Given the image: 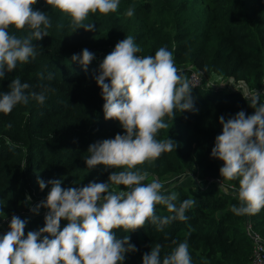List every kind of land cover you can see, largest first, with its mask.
I'll return each mask as SVG.
<instances>
[{"label":"trees","instance_id":"trees-1","mask_svg":"<svg viewBox=\"0 0 264 264\" xmlns=\"http://www.w3.org/2000/svg\"><path fill=\"white\" fill-rule=\"evenodd\" d=\"M132 5L135 11L129 17L125 13ZM33 8L50 17L49 36L33 38L36 57L0 80V92L19 78L29 83V93L47 89V99L40 105L30 97L27 105L0 113V224L13 215L26 219L25 236L44 226L47 210L33 214L25 204L27 196L32 206L47 197L51 186L41 190L38 179H60L63 188L108 181L115 169H89L84 160L90 156V144L124 134V129L117 120H105V101L94 77L117 42L132 36L141 49L137 55H154L165 47L186 79L193 65L205 84L192 86L193 111L176 110L173 121L164 117L169 127L160 130L157 139L168 136L177 142L176 150L136 169L148 173L145 183L157 179L165 183L166 195L175 192L177 206L194 199L185 213L188 219L174 220L162 231L152 224L129 232L115 229L118 239L128 236L138 249L126 253L123 264H142L143 254L157 244L163 258L184 241L192 264H251V234L264 240V209L255 215L232 211L240 203L239 181L220 176L223 161L211 158V150L222 132L221 115L228 119L241 110L253 114L249 105L255 91L262 93L264 103V0H120L116 12L89 15L85 23H94L93 31L76 30L68 14L45 0H37ZM9 31L18 37L32 32L27 26ZM85 48L95 56L87 70L71 59ZM224 81L228 87L214 88ZM177 175L184 177L166 183ZM156 213L173 215L165 205H157ZM67 223L61 220V230Z\"/></svg>","mask_w":264,"mask_h":264},{"label":"clouds","instance_id":"clouds-1","mask_svg":"<svg viewBox=\"0 0 264 264\" xmlns=\"http://www.w3.org/2000/svg\"><path fill=\"white\" fill-rule=\"evenodd\" d=\"M46 5L68 14L76 30H95L94 23H85L90 14L107 15L116 12L120 0H45ZM37 0H0V80L13 72L18 64H27L37 55L38 45L33 38L42 40L52 27L44 11L34 10ZM135 5L126 15L131 17ZM32 30L27 37L11 34L10 27ZM141 49L132 36L117 42L99 65L95 76L101 89L105 120H117L124 134L96 141L89 145L90 156L84 161L89 169L98 165L112 168L107 182H89L82 187L63 188L60 179L45 182L38 179L41 190L50 185L47 197L31 205L25 204L33 214L47 209L44 226L29 231L25 236L26 219L13 215L9 231L0 238V264H123L126 253L138 249L130 237L118 239L115 229L125 232L155 225L158 231L174 220L186 221V211L195 203L186 199L179 206L175 192L165 194L163 183L157 179L145 183L146 171L138 165L158 159L163 153L176 150L177 142L167 136L157 139L158 133L169 126L164 117L172 121L175 112L194 110L192 86L176 67L173 53L165 47L154 55H137ZM95 58L83 49L71 59L87 70ZM42 75V74H41ZM51 78V77H49ZM108 81V82H106ZM29 83L13 79L7 92H0V113L10 114L17 105H27L30 97L43 105L47 96L27 90ZM262 93L251 94L254 111L246 115L241 110L225 119L219 117L221 134L215 138L211 158L223 161L220 176L239 181V206H233L237 215H255L264 209V103ZM116 169H121L116 171ZM124 189L121 190L120 186ZM157 205H165L170 216H159ZM61 220L68 221L61 230ZM142 264H192L187 241L179 243L170 254L161 258V245L157 244L142 257Z\"/></svg>","mask_w":264,"mask_h":264},{"label":"built area","instance_id":"built-area-1","mask_svg":"<svg viewBox=\"0 0 264 264\" xmlns=\"http://www.w3.org/2000/svg\"><path fill=\"white\" fill-rule=\"evenodd\" d=\"M190 69V74H189V82L191 84V86H201L205 84V80L203 75L201 74L200 71H198L193 65H190L188 67ZM214 86V85H212ZM220 87H228L227 82H221V84H219L218 86H214V88H220ZM229 189H232V186L228 187ZM227 188V189H228ZM10 220L5 221L4 224H0V238H2V236L4 234L7 233V231H9V223ZM253 240H254V251H253V258H252V263L251 264H264V240L262 239V237L260 236V234L253 232L251 234Z\"/></svg>","mask_w":264,"mask_h":264},{"label":"rangeland","instance_id":"rangeland-1","mask_svg":"<svg viewBox=\"0 0 264 264\" xmlns=\"http://www.w3.org/2000/svg\"><path fill=\"white\" fill-rule=\"evenodd\" d=\"M181 175H177V176H175V177H171V178H168L167 180H166V183H171V182H174V181H178V179L179 180H181L183 177H180ZM165 182V181H164ZM209 182H213V180L211 179ZM164 185H165V183H163ZM225 188H228V187H226V186H224ZM45 210H47V209H45ZM44 210V211H45Z\"/></svg>","mask_w":264,"mask_h":264}]
</instances>
